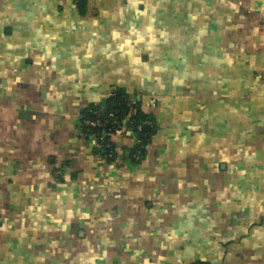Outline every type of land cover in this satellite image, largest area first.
Returning a JSON list of instances; mask_svg holds the SVG:
<instances>
[{"label": "crops", "instance_id": "crops-1", "mask_svg": "<svg viewBox=\"0 0 264 264\" xmlns=\"http://www.w3.org/2000/svg\"><path fill=\"white\" fill-rule=\"evenodd\" d=\"M114 89L144 158L82 125ZM264 264V0H0V264ZM51 264V263H48Z\"/></svg>", "mask_w": 264, "mask_h": 264}, {"label": "trees", "instance_id": "trees-1", "mask_svg": "<svg viewBox=\"0 0 264 264\" xmlns=\"http://www.w3.org/2000/svg\"><path fill=\"white\" fill-rule=\"evenodd\" d=\"M91 109L99 110V119L103 123L102 126H90L85 123L86 119L94 117L91 114ZM143 121L150 123L144 124ZM82 125L85 130L95 134L99 143L100 137L105 135V140L109 141L110 146L100 147V151L109 161H114L117 156V144L113 136V132L117 127L126 128L127 131L135 134L137 144L132 154L134 161H140L144 158L145 148L155 132L152 117L145 114L138 105L136 106L130 102L124 89H114L112 95L107 98L105 105L99 103L91 105L85 112V116H83Z\"/></svg>", "mask_w": 264, "mask_h": 264}, {"label": "rangeland", "instance_id": "rangeland-1", "mask_svg": "<svg viewBox=\"0 0 264 264\" xmlns=\"http://www.w3.org/2000/svg\"><path fill=\"white\" fill-rule=\"evenodd\" d=\"M32 249L29 248V250H26V252L23 253V256L25 257V264H43V255L45 253L44 249H39L36 247L35 243H31ZM18 256V253L15 252L13 255V260L11 264H17L16 257ZM51 263L53 264V259L50 253L46 250L45 254V264Z\"/></svg>", "mask_w": 264, "mask_h": 264}, {"label": "built area", "instance_id": "built-area-1", "mask_svg": "<svg viewBox=\"0 0 264 264\" xmlns=\"http://www.w3.org/2000/svg\"><path fill=\"white\" fill-rule=\"evenodd\" d=\"M111 94H109V96H111ZM91 114L94 116L93 118H89L85 120V123L90 125V126H102L103 123L101 122V120L99 119V110L98 109H91ZM144 124H149L150 122L148 121H143ZM138 128H140V126H138ZM127 131L126 128L123 127H117L114 132H113V136L116 137L118 135H120L122 132ZM105 136V135H104ZM101 136L100 137V143H99V147H109L110 143L108 140H105V137Z\"/></svg>", "mask_w": 264, "mask_h": 264}, {"label": "water", "instance_id": "water-1", "mask_svg": "<svg viewBox=\"0 0 264 264\" xmlns=\"http://www.w3.org/2000/svg\"><path fill=\"white\" fill-rule=\"evenodd\" d=\"M105 105V104H104ZM113 105H114V103H113Z\"/></svg>", "mask_w": 264, "mask_h": 264}]
</instances>
